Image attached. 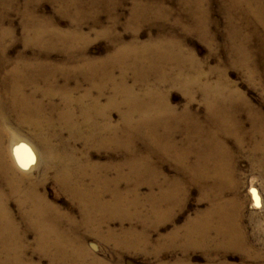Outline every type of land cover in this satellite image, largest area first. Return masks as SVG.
<instances>
[{"label":"bare ground","instance_id":"bare-ground-1","mask_svg":"<svg viewBox=\"0 0 264 264\" xmlns=\"http://www.w3.org/2000/svg\"><path fill=\"white\" fill-rule=\"evenodd\" d=\"M58 1L59 9L73 14L72 29L59 28L35 10L23 11L26 46L33 49L32 55L24 49L9 56L4 40L13 38L14 30L3 24L8 10L0 14V264H36L26 258L20 223L35 232V248L48 257L49 264H111L87 249V233L120 239L121 251L146 249L151 233L172 219L173 207L182 204L181 197L196 185L210 207L189 223L185 247L241 250L252 264L256 258L242 223L243 203L226 194H236L240 188L236 152L246 150L248 166L260 165L264 172V112L228 79L225 68L216 67L221 72L212 79L216 69L204 68L183 41L165 29L166 21L169 25L174 16L173 29L208 32L211 22L206 0H178L176 9L164 0H137L124 25L133 28L129 41L116 30L122 18L110 6L111 0ZM229 1L231 5L224 7L229 38L239 35L232 42L230 61L245 67L250 78L259 76L264 65V35L254 38L248 26L264 24V2ZM0 2L3 8L5 0ZM102 8L109 10L107 24L100 20ZM253 10L258 18L249 12ZM88 16L96 37L108 36L114 43L105 57L87 53L90 37L82 27ZM154 18L160 22L158 33L141 40L137 26L154 22ZM242 31L246 35L240 38ZM253 39L256 45L251 44ZM55 51L63 58L54 57ZM171 87L187 95L182 109L170 103ZM198 94L206 108L204 115L192 108ZM113 107L126 109L120 123L111 118ZM14 121L27 127L43 146V179L53 174L61 190L80 205L79 218L51 202L41 192L43 182L29 169L14 167L4 145L6 139L18 140L12 130ZM77 139L122 151L125 157L116 166L118 175L99 174V165L66 145ZM139 139L147 141L144 146L137 143ZM15 154L22 166L32 161L33 152L25 143L15 148ZM167 162L175 175L165 173ZM142 185L148 193L140 192ZM252 190L259 207L260 194L255 187ZM13 199L20 205V221L10 208ZM147 204L150 208L145 209ZM115 220L122 224L118 229L113 227ZM126 221L134 224L125 226ZM137 221L144 223L142 230L137 229ZM178 233L173 230L165 236L167 244ZM160 251L155 248L154 255L160 257Z\"/></svg>","mask_w":264,"mask_h":264},{"label":"rangeland","instance_id":"rangeland-1","mask_svg":"<svg viewBox=\"0 0 264 264\" xmlns=\"http://www.w3.org/2000/svg\"><path fill=\"white\" fill-rule=\"evenodd\" d=\"M12 1L14 0H5V6L3 8L1 6L2 3L0 2V14L4 11V8L5 10H8H6L8 18L5 22H3V24L5 27L11 26L14 30V37L10 38V36H7L4 40L6 45L9 46L8 54L11 57H15L24 49H27L26 51L28 55L33 54V49L26 46L24 21L22 18V14L24 13L23 11H26L27 9L30 11L35 10V12L51 18L55 25L63 30H69L73 27V14L59 9L58 0H15L16 3L14 7H11L10 3H12ZM67 1L71 2L74 0ZM82 1L85 4H88L92 3L93 0ZM119 1H122V4H119ZM136 1L137 0H111L110 6L115 7V9L117 8L120 19L122 18L116 30H118L120 34H124L126 41L133 38V28H126L124 25L128 22ZM177 1L178 0H164L165 5L171 9H176L180 6ZM262 1L264 2V0ZM230 5L231 1L229 0H206L205 6H209L210 8L208 14L211 22V27L206 33H184L182 29H173L172 26L175 21L174 16H170L169 25L168 21H166L167 27L165 29L171 31V33L173 32L178 38H180L183 41L185 48H187L188 51H192L200 59L204 68H225L228 79L246 95L247 99L255 107L264 112V65H261L259 76L250 78L245 67L240 66V63L232 64L230 61L229 53H231L232 42H234L235 39L239 40V35H235L234 40L231 37V40L229 38L230 32L226 25L228 18L225 14L226 12L224 11V7H229ZM105 10L106 9L102 8L99 12L100 20L103 24H107L109 22V10ZM249 12L254 16V18H258L259 15H257L256 10ZM85 20L86 22L84 23L82 30L90 37V41L87 46L88 55L97 58L105 57L113 48L114 43L108 36L96 37L91 27L92 19L88 16ZM156 21L157 20L154 18L155 23L153 21L148 23L142 22L137 26L141 40H146L149 37V33H153L152 35H156L158 33L160 22ZM256 24L257 25L249 24L251 28L248 26V31L252 32L253 35L255 34L254 38H259L264 35V24ZM207 30L208 29H206V31ZM210 31H212V33ZM242 33L243 34L240 33V38L246 35L245 31H242ZM256 42V39L251 40L252 45H256L254 44ZM53 56L63 58V55L58 51H55ZM220 72L221 71L219 69H216L212 79H215ZM169 100L172 105L182 109L187 104L188 97L180 88L171 87L169 89ZM103 101H106L105 98ZM192 108L193 110L199 111L201 115L205 114L206 108L202 104L200 94L197 95ZM125 110L126 109L124 107H113L111 111L112 120L115 123H120L122 120L121 113ZM243 117L247 126H249L248 118L245 115ZM14 123L12 124V130L18 134V140L11 142L6 139L4 141V145H6L8 150V155L11 153L9 158L13 165H15L14 167L18 170L28 171L29 169L36 180L43 182L44 185L41 192L46 194L47 198L51 202L59 206L64 212L74 216L75 218H79L80 205L71 196H69L68 193L61 190V188L57 185L53 174H50L46 180L43 179L42 170L45 163L43 146L31 136L27 127H20L15 121ZM64 136L67 137L68 133L64 132ZM145 142L147 141L141 139L137 141L139 145L143 144V146L145 145ZM22 143L27 144L33 152L32 161L29 165L22 166L15 154V148ZM67 143V146H74L78 152L81 151L79 154L80 156L86 154L87 157L84 156L83 159H89L91 163L99 165V174H105L107 172L106 174L109 175L110 178L118 175L116 166L125 157L123 152L119 149L115 147L109 148L106 146H99L97 143H88L84 139H77L72 143L70 141ZM59 144L61 143L59 142ZM248 158V152L246 150L236 152V162L239 169L237 176L241 181L239 183L240 188L236 194H233L234 192H230L226 195L228 197L237 198L243 203V209L240 210L242 214V223L246 227L248 242H250V245L252 246L251 253L253 254V257L256 258L252 264H264V172L262 171L263 168H261L260 165H255L252 168L248 166ZM164 171L169 175L176 174L175 170L170 167L168 162L164 164ZM253 178H255L254 181H252ZM125 185L126 184L123 182L121 187L123 188ZM253 187L257 189L261 197V204L259 207L255 204L252 190ZM148 191L149 189L146 185L141 186L140 192L142 194H146ZM181 198L183 199H180L183 201H181L182 204H178V206L175 205L176 207H173L174 209L172 208V219L166 220L162 223L158 230L151 233L152 241L149 245H146L147 250L140 248L135 251H121L117 246V244L121 245L120 242L122 241L120 239H100L95 234L90 233H87L85 236L87 249L94 253L99 259L103 261L105 260V262H109L111 264H210L213 260L217 264H249L250 261H248L247 253L241 250L231 249L229 251H214L186 248L185 234L189 223L194 220L198 214L205 212L210 207V202L200 198V191L197 185L191 187L189 193ZM145 206V209L150 208L149 204ZM10 208L12 209L17 221H20V205L16 199H13L10 202ZM123 224L125 226H130L134 223L126 221ZM135 224L138 230H142L144 223L137 221ZM121 225L122 224L119 220H115L113 222V227L115 229L120 228ZM20 229L24 235L22 242L27 247L26 258L36 264H49L48 257L44 256L37 248H35V232L28 229L25 225H23V223H20ZM173 230H178L179 233L172 243L173 245H170L167 244L169 241L166 240L165 236ZM114 246L116 248H114ZM155 248H160V253H162L160 257L154 255Z\"/></svg>","mask_w":264,"mask_h":264}]
</instances>
